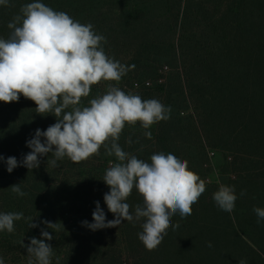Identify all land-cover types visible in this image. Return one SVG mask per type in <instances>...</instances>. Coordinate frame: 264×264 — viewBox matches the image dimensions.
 <instances>
[{
  "label": "trees",
  "instance_id": "obj_1",
  "mask_svg": "<svg viewBox=\"0 0 264 264\" xmlns=\"http://www.w3.org/2000/svg\"><path fill=\"white\" fill-rule=\"evenodd\" d=\"M31 2L9 0V6H0V37L8 38L9 21ZM41 2L83 24H93L107 39L106 54L131 69L130 85L143 99L151 94L165 98L172 92L161 81L177 57L175 98H161L171 108L170 118L155 124L151 139L125 126L119 139L124 151L150 162L155 152L178 157L180 145L197 147L199 154L187 153L186 158L192 171H196L193 165L199 168L202 179L209 170L208 149L229 153L230 162L223 172L227 176L207 184L190 216L177 213L172 219L180 227L169 228L151 251L138 239L143 221L135 225L124 221L117 228L97 231L81 225L84 220L92 222L96 201L106 219H114L104 203V193L110 189L102 179L109 162L116 161L105 155L103 147L94 164L65 158L52 167L47 163L53 158L49 154L41 158L38 169L21 166L9 173L0 162V212L24 216L15 222L13 233L0 232L4 264H28L20 242L27 245L31 237L40 238L42 220L60 225L58 231L46 229L54 237L46 241L53 246L52 264H123L113 235L124 243L129 264H238L242 259L246 264H264V221L258 224L253 212L254 206L264 208V0ZM35 108L22 95L18 102L0 101V155L5 160L22 159L31 151L26 141L35 130H46L56 122L54 115L41 116ZM19 183L27 193L24 197L11 192L10 186ZM220 184L234 186L239 197L231 213L220 210L212 199ZM242 190L246 195L241 197ZM88 193L94 200H86ZM127 203L134 211L143 201L133 190ZM29 218L40 227L29 228Z\"/></svg>",
  "mask_w": 264,
  "mask_h": 264
},
{
  "label": "clouds",
  "instance_id": "obj_2",
  "mask_svg": "<svg viewBox=\"0 0 264 264\" xmlns=\"http://www.w3.org/2000/svg\"><path fill=\"white\" fill-rule=\"evenodd\" d=\"M0 6H9V0H0ZM8 38L0 37V101L18 102L21 95L33 101L35 111L41 116L56 117V122L46 130L37 128L26 146L31 150L17 160L10 156L6 160L0 155L7 171L17 167L38 169L41 158L53 157L47 163L56 167L65 158L80 163L100 154L114 156L109 162L103 182L109 187L103 199L114 219L107 220L106 213L95 202L92 222L81 225L91 231L117 228L124 221L140 226L138 239L149 251L156 249L167 235V230H176L179 223L173 217L192 214V205L206 191L207 182L189 168V162L172 153L155 152L150 162L126 152L119 144L126 126L137 122L146 131L143 135L151 139L152 125L170 118L171 108L158 99H143L139 94L125 92L109 84L107 90L81 107L82 97H88L93 85L101 81L119 82L131 69L106 54L104 35L95 31L91 23L83 24L64 11H57L41 2L32 0L23 4L19 14L7 25ZM132 143L131 139L127 141ZM19 197L27 195L20 183L10 186ZM133 190L141 196L143 203L134 211L127 203ZM246 195L242 190L239 196ZM239 197L234 186L220 184L212 194L215 205L231 213ZM257 223L264 221V208L253 207ZM22 212H0V232L15 231V222L23 219ZM29 228H40V238L31 237L25 247L28 264H52L54 255L51 241L54 237L46 229L59 230L57 222L48 220L34 223L29 218ZM209 247H212L209 243ZM34 258V259H33ZM0 264H4L0 258ZM238 264H246L245 260Z\"/></svg>",
  "mask_w": 264,
  "mask_h": 264
},
{
  "label": "rangeland",
  "instance_id": "obj_3",
  "mask_svg": "<svg viewBox=\"0 0 264 264\" xmlns=\"http://www.w3.org/2000/svg\"><path fill=\"white\" fill-rule=\"evenodd\" d=\"M176 58L172 59V62H170V66H167L168 68L166 69V71H164L165 73L163 74V76H166L165 80H164V82L161 81L162 84L170 85V87L168 89H170L172 91V92L168 93L165 96V98H167V96L169 98H175L176 94H175V92H173V90H174V88H176L177 85H179V80L177 78V74L180 73V70H178V69L176 70V68H178V66H179V64L176 62ZM130 78H131V74L127 73L124 77H122V79L119 82H116V81H101L99 84L93 85L92 88H91V92H90L89 96L88 97H82L80 106L81 107L88 106V102L91 99L95 98L97 95L103 94L107 90V86L109 84L115 85V86L121 88L125 92H132V93L140 95V93L137 92L138 90H134L131 87L130 84L132 83L131 82L132 80H130ZM149 98L150 99H153V98L154 99H158L160 102H162V100L165 99L162 94L161 95H159V94H153L152 95L151 94V95L148 96L147 99H149ZM161 98H163V99H161ZM126 126L131 128L132 130H136L137 133L146 131L145 129H143L140 126L139 122H137V124L135 126H129L127 124H126ZM154 127H155V124L152 125L151 128L148 129L147 131H151V133H152L153 130H156ZM203 138H204V140H206L204 135H203ZM186 140H187V137H185L184 141H186ZM212 143H214V140L212 141ZM189 148H190V150H189ZM191 148H193V147H185V145H183V146L180 145V147L178 148L177 153H180L181 155L178 156V158L189 161L190 159L186 158V156L188 155L187 153H189L190 155L193 154L194 152L196 154H199V150H198L197 147H194V149H192V150H191ZM183 156L185 158H183ZM190 157L192 158V156H190ZM229 158H230L229 157V153L221 151L218 148L208 149V160H209L208 162H209V165H208L207 168H209V170L205 172V175H206L205 177L208 178V181H206L207 184L217 183L218 182L217 181L218 178H221L222 176H227V173H223V172H225L228 169V163L230 162ZM93 160H94V156H92L89 159L83 161L84 162L83 165H85V164H94ZM190 164H192V163H190ZM193 169L196 170V171H193V172H195L198 175H200V170H199V168L196 169V165H193ZM84 177H81V180ZM90 195H91V193H88V195H86L87 196L86 200H89V201L94 200L93 196L90 197ZM89 209H91V207H89ZM113 238H115V241H114L113 245L115 247H117L118 250L122 251V254H123L122 263L123 264H129L130 261L128 260V256L126 254V250L124 248V243L122 241H120V239L118 240L117 236H115V235H113Z\"/></svg>",
  "mask_w": 264,
  "mask_h": 264
},
{
  "label": "built area",
  "instance_id": "obj_4",
  "mask_svg": "<svg viewBox=\"0 0 264 264\" xmlns=\"http://www.w3.org/2000/svg\"><path fill=\"white\" fill-rule=\"evenodd\" d=\"M205 181H208V178H206Z\"/></svg>",
  "mask_w": 264,
  "mask_h": 264
}]
</instances>
